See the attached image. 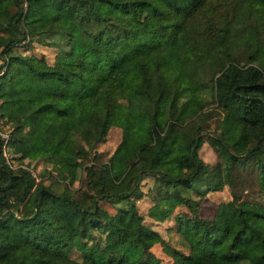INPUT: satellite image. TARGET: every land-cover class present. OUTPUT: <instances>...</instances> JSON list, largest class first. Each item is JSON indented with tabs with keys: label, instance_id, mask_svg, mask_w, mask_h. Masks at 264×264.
Returning <instances> with one entry per match:
<instances>
[{
	"label": "trees",
	"instance_id": "1",
	"mask_svg": "<svg viewBox=\"0 0 264 264\" xmlns=\"http://www.w3.org/2000/svg\"><path fill=\"white\" fill-rule=\"evenodd\" d=\"M219 3L222 26L206 27ZM262 14L264 0H0V231L11 232L13 251L69 264H201L207 257L264 264ZM240 19L251 28L228 33ZM34 43L56 48L53 61ZM118 104L125 106L120 138L105 156L98 145ZM204 141L216 152L213 162L198 152ZM23 153L45 155L66 182L56 190L14 167ZM107 179L116 189L106 188ZM249 183L254 189L245 192ZM225 186L219 225L200 214V201ZM144 195L150 219L138 208ZM55 199L78 211L75 224ZM171 217L188 251L158 227ZM204 237L206 253L196 245ZM156 242L170 260L151 249Z\"/></svg>",
	"mask_w": 264,
	"mask_h": 264
},
{
	"label": "rangeland",
	"instance_id": "2",
	"mask_svg": "<svg viewBox=\"0 0 264 264\" xmlns=\"http://www.w3.org/2000/svg\"><path fill=\"white\" fill-rule=\"evenodd\" d=\"M224 5L219 3L215 8H212L208 11V16L206 19V27L211 26V29L220 28L222 26V15H223ZM144 19L149 25H153L155 19L148 8L144 10L143 13ZM264 22V14L259 17ZM251 25L246 23L243 19L236 20L235 25L230 27L228 33L230 34H244L247 29H250ZM204 35L208 37L207 30L203 31ZM252 36V35H250ZM34 49L36 53H43L46 56V59L49 62H52L54 55L56 53V48L52 46L43 45L41 43H34ZM4 45V37L0 36V50ZM188 48L191 50L192 45L188 42ZM214 52H211V60L213 63L218 66L222 64L220 57ZM2 58L0 57V63ZM125 106L124 104H118L115 111V123L110 127L105 141L101 142L98 145V149L104 152V155L107 156L111 150L115 147L116 143L120 138L121 125L123 122V113ZM240 126L238 121L233 122L230 129L227 132V139L231 142ZM174 133L167 132V137L165 139L164 147L168 148L171 146L170 139L173 137ZM184 146L176 147L177 152L182 155L184 153ZM200 156L209 161L213 162L216 159L215 150L204 141L199 148ZM14 167L24 166L31 170L35 175L36 181H43L45 183H51L52 187L56 190H59L62 187V184L66 182V179L63 178L58 169L54 168L48 158L43 154H34V153H23L19 156V159L12 162ZM77 181L75 182V184ZM152 183L151 178H145L142 181L143 189H146ZM106 188L116 189V184L112 179H107ZM254 189V186L249 183L244 191L250 192ZM230 191L227 186L220 190L207 191L204 197L200 201L199 212L203 216H208L214 218L219 225H223L226 221L225 215L221 212L218 204L229 198ZM150 199L147 195L139 198L137 200L138 208L145 219H150L146 214L147 206L150 204ZM55 204L58 210L61 212L63 218L70 224H75L78 220V211L68 202L60 201L55 199ZM109 206V205H108ZM183 205H179L175 210L179 209ZM111 210H114V207L109 206ZM165 221V222H164ZM163 223H159L158 227L163 232L165 239L168 240L170 244L176 246L184 251H188L190 243L183 238V236L174 228V218L164 220ZM170 225H172L170 227ZM169 226V227H168ZM197 247L203 252L206 253L211 248V241L208 237H204L200 242H196ZM238 255L244 253L243 245L235 246ZM151 249L159 255L163 261L170 260V256L162 248V245L159 242H156L152 245ZM0 256L1 264H69L68 260L59 257H45L37 251H27L16 253L12 249V234L10 231H0ZM201 264H218L214 257H207L201 261Z\"/></svg>",
	"mask_w": 264,
	"mask_h": 264
}]
</instances>
